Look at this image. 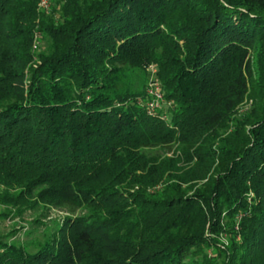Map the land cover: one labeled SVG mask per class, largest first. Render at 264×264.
Returning <instances> with one entry per match:
<instances>
[{
  "label": "trees",
  "instance_id": "16d2710c",
  "mask_svg": "<svg viewBox=\"0 0 264 264\" xmlns=\"http://www.w3.org/2000/svg\"><path fill=\"white\" fill-rule=\"evenodd\" d=\"M40 1L0 0V204L85 212L0 264H264V0Z\"/></svg>",
  "mask_w": 264,
  "mask_h": 264
},
{
  "label": "rangeland",
  "instance_id": "374dc122",
  "mask_svg": "<svg viewBox=\"0 0 264 264\" xmlns=\"http://www.w3.org/2000/svg\"><path fill=\"white\" fill-rule=\"evenodd\" d=\"M39 7L41 10L50 11V0H44L43 3L39 2ZM55 14L58 15V13ZM35 32V46L32 47V50L33 52H38L45 46L46 40L42 37L40 30H36ZM148 67H146L147 79L145 89L150 80L157 78L155 72ZM159 89L163 94L160 83ZM162 97L161 104H166L168 101L165 99L164 94ZM249 107L250 102L246 101L238 106V109L239 111H245ZM150 150L152 153L157 152L159 155H177L178 153L175 146L169 148L167 145L151 147ZM158 186L155 185L154 188ZM3 187L4 185L0 183V191L3 190ZM31 198H36V196L32 195ZM35 201L31 206L24 207L21 213L14 211L11 206L0 204V212H9V214L0 213V236L6 240H15L25 244L29 249L35 250L38 242L42 241L47 234L55 230L58 222H62L66 215H77L85 212V209L81 207L71 209L68 205L60 206L40 198H36ZM222 238L225 239V237Z\"/></svg>",
  "mask_w": 264,
  "mask_h": 264
},
{
  "label": "built area",
  "instance_id": "2783aa9c",
  "mask_svg": "<svg viewBox=\"0 0 264 264\" xmlns=\"http://www.w3.org/2000/svg\"><path fill=\"white\" fill-rule=\"evenodd\" d=\"M41 1L40 3L44 2V0ZM33 46H35V42H33ZM148 66L155 72L156 68L153 64H149ZM158 82L159 81L157 80V78L150 80L145 89L146 96L143 100V104L145 107V111L148 114H153L158 108H160L163 105L161 104V100L163 99L162 97L163 94L160 92ZM167 103L169 104V101Z\"/></svg>",
  "mask_w": 264,
  "mask_h": 264
}]
</instances>
